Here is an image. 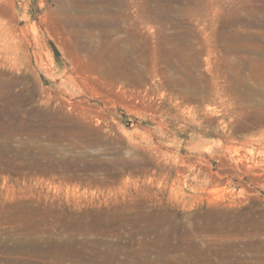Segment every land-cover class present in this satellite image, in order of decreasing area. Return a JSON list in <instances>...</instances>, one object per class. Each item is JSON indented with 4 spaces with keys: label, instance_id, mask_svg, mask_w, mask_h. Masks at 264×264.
Returning <instances> with one entry per match:
<instances>
[{
    "label": "rangeland",
    "instance_id": "obj_1",
    "mask_svg": "<svg viewBox=\"0 0 264 264\" xmlns=\"http://www.w3.org/2000/svg\"><path fill=\"white\" fill-rule=\"evenodd\" d=\"M260 60L264 0H0V264H264Z\"/></svg>",
    "mask_w": 264,
    "mask_h": 264
},
{
    "label": "bare ground",
    "instance_id": "obj_2",
    "mask_svg": "<svg viewBox=\"0 0 264 264\" xmlns=\"http://www.w3.org/2000/svg\"><path fill=\"white\" fill-rule=\"evenodd\" d=\"M232 61V60H231ZM228 62V61H227ZM228 63H230V62H228ZM238 63H230L229 64V66H231L232 68H233V70L235 69L234 67H236V65H237ZM243 64V63H242ZM251 64V67L252 68H254L253 70H255V74H258L257 76L258 77H261V78H264V60H260V61H254V62H251L250 63ZM111 65V64H110ZM109 65V66H110ZM228 66V67H229ZM238 66H240V64H238ZM104 68H105V66H104ZM109 68V67H108ZM110 69V68H109ZM244 69V68H243ZM111 70V69H110ZM232 70V69H231ZM236 70V69H235ZM105 71V70H104ZM111 72H112V70H111ZM105 73V72H104ZM240 73V72H239ZM109 74V73H108ZM121 75H123V77H126L127 79H129V80H131V79H134V77H132L130 74H129V72L128 71H126V69L124 70V71H122L121 72ZM238 75V74H237ZM240 77V76H239ZM260 79V78H259ZM110 82V81H109ZM238 83V82H237ZM260 84V83H259ZM110 85V84H109ZM113 85H115V83L113 84ZM112 85V86H113ZM263 85H264V81H263ZM123 86V85H122ZM125 86V85H124ZM118 87V86H117ZM125 87H127V86H125ZM260 87V86H259ZM122 88V87H121ZM120 88V89H121ZM128 89H129V87H128ZM118 90V89H117ZM126 90H127V88H126ZM132 90V89H131ZM123 91V90H122ZM126 91H124V93H125ZM132 92V91H131ZM130 92V93H131ZM123 96V95H122ZM132 96H134L133 94L132 95H130V97H132ZM129 97V98H130ZM240 106V105H239ZM253 109V108H252ZM262 112V111H261ZM261 119V118H260ZM260 121V120H259ZM263 122V121H262ZM261 129V128H260ZM259 140V139H258ZM230 145V144H229ZM228 145V146H229ZM230 147V146H229ZM228 147V148H229ZM231 149V148H230ZM229 149V150H230ZM232 150V149H231ZM264 150V149H263ZM263 150H262V152H263ZM264 153V152H263ZM260 156H261V154H260ZM257 158V157H256ZM260 159V158H259ZM263 159V158H262ZM257 160V159H256ZM259 164H260V162H258ZM256 164V163H255ZM261 164H262V162H261ZM254 165L255 166V169L257 170V171H259V172H262V171H264V165ZM215 177V176H214ZM220 178V177H219ZM214 181V180H213ZM218 181V180H217ZM215 182V181H214ZM134 183V182H133ZM124 186V185H123ZM215 188H214V192L212 191L211 193H215ZM121 191V190H120ZM216 192H217V190H216ZM116 194V193H115ZM212 194V195H213ZM219 194V193H218ZM216 195L214 194V197H215ZM115 197V196H114ZM208 197H209V195H208ZM210 198V197H209ZM218 197L216 196V198L215 199H217ZM219 198H220V196H219ZM212 199V198H211ZM219 200V199H218ZM214 201V200H213ZM216 201V200H215ZM218 202H220V201H218ZM213 203V202H212ZM39 210V209H38ZM64 212V211H63ZM130 215V214H129ZM142 216V215H141ZM143 217V216H142ZM123 218V217H122ZM144 218H145V216H144ZM34 219H35V217H34ZM71 219V218H70ZM121 219V218H120ZM55 220V219H54ZM61 220V219H60ZM107 220V219H106ZM109 220H111V218L109 219ZM119 219H117V221H118ZM121 220H123V219H121ZM121 220H119V221H121ZM71 221V220H70ZM74 221H75V219H74ZM102 221H103V218H102ZM129 221H130V219H129ZM65 222V221H64ZM95 222V221H94ZM112 222H114V221H112ZM32 223V222H31ZM30 223V224H31ZM34 223V222H33ZM61 223V222H60ZM73 223V222H72ZM76 223V222H75ZM88 223H89V221H88ZM117 223V222H116ZM162 223V222H161ZM55 224V223H54ZM63 224V223H62ZM61 224V225H62ZM69 224V223H68ZM93 224V223H92ZM118 224V223H117ZM116 224V225H117ZM134 224H135V222H134ZM157 224V223H156ZM163 224H164V222H163ZM98 225V224H97ZM115 225V226H116ZM120 225V224H119ZM130 225V224H129ZM70 226H73V225H70ZM79 226H81V225H79ZM79 226H78V228H79ZM91 226H93V225H91ZM91 226H88V228L89 227H91ZM102 226V225H101ZM112 226H113V224H112ZM122 226V225H121ZM67 227V226H66ZM69 227V226H68ZM67 227V228H68ZM82 227V226H81ZM97 227V226H96ZM105 227V226H104ZM103 227V228H104ZM110 227V226H109ZM70 228V227H69ZM75 228V227H74ZM92 228V227H91ZM95 228V227H94ZM111 228V227H110ZM113 228V227H112ZM117 228V227H116ZM162 228H163V226H162ZM167 228H170V227H167ZM72 229V228H71ZM90 229V228H89ZM108 229V228H107ZM114 229H115V227H114ZM113 229V230H114ZM119 229V228H118ZM81 230V229H80ZM91 230V229H90ZM104 230V229H103ZM113 230H112V232H113ZM61 231H63V230H61ZM86 231V230H85ZM102 231V230H101ZM87 232H89V231H87ZM91 232V231H90ZM66 233V232H65ZM70 233V232H69ZM79 233H80V231H79ZM84 233V232H83ZM68 234V233H67ZM81 234V233H80ZM87 234V233H86ZM85 234V235H86ZM92 234V233H91ZM72 235V234H71ZM76 235V234H75ZM60 236V235H59ZM81 236V235H80ZM82 236L84 237V235L82 234ZM159 236V235H158ZM63 237V236H62ZM68 237V236H67ZM74 237V236H73ZM87 237V236H86ZM166 237V236H165ZM54 238V237H53ZM66 238V237H65ZM88 238V237H87ZM119 238V237H118ZM169 238V237H168ZM50 239V238H49ZM72 239V238H71ZM74 239V238H73ZM84 239V238H83ZM86 239V238H85ZM84 239V240H85ZM55 240V239H54ZM65 240V239H64ZM78 240V239H77ZM76 240V241H77ZM87 240V239H86ZM96 240V239H95ZM98 240V239H97ZM78 241H80V240H78ZM101 241H103V239H101ZM69 242V241H68ZM85 242H87V241H85ZM65 243V242H64ZM94 243H96V242H94ZM100 243V242H99ZM112 243V242H111ZM110 243V244H111ZM1 244V243H0ZM67 244V243H66ZM70 244V243H69ZM89 244V243H88ZM116 244V243H115ZM75 245V244H74ZM104 245V244H103ZM106 245V244H105ZM86 246V245H85ZM93 246V245H92ZM108 247H110L109 246V244H108ZM113 247V246H112ZM61 248V247H60ZM107 248V247H106ZM114 248V247H113ZM34 249V248H33ZM83 249H85V248H83ZM61 250V249H60ZM64 250V249H63ZM104 250V249H103ZM112 249L110 248V251H111ZM121 250V248L118 250L117 249V251H118V254H119V251ZM62 251V250H61ZM107 251V250H106ZM112 252V251H111ZM121 252V251H120ZM137 252V251H136ZM16 253V252H15ZM61 253V252H60ZM145 253V252H144ZM78 255V254H77ZM83 255V254H82ZM17 256V255H16ZM7 257H9V256H7ZM21 257V256H20ZM91 259V258H90ZM1 261V260H0ZM44 261V260H43ZM170 261V260H169ZM45 263V262H44ZM54 264V263H53ZM166 264V263H165Z\"/></svg>",
    "mask_w": 264,
    "mask_h": 264
}]
</instances>
